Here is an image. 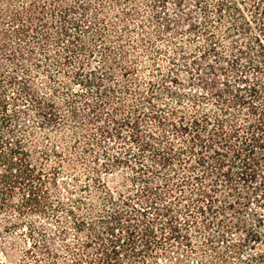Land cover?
<instances>
[{
    "label": "trees",
    "instance_id": "16d2710c",
    "mask_svg": "<svg viewBox=\"0 0 264 264\" xmlns=\"http://www.w3.org/2000/svg\"><path fill=\"white\" fill-rule=\"evenodd\" d=\"M2 216L20 264H264V0H0Z\"/></svg>",
    "mask_w": 264,
    "mask_h": 264
},
{
    "label": "rangeland",
    "instance_id": "374dc122",
    "mask_svg": "<svg viewBox=\"0 0 264 264\" xmlns=\"http://www.w3.org/2000/svg\"><path fill=\"white\" fill-rule=\"evenodd\" d=\"M60 134L56 136V139L53 141H56V143H60ZM37 139V138H36ZM35 139V140H36ZM47 144L46 138H43L40 136L36 142L30 144V149L33 154L34 162L37 165H40L41 160H43L41 155V150L44 148V145ZM57 157H52V159L46 164V169L53 167V165L56 164ZM44 161V160H43ZM41 167V166H38ZM62 176V175H61ZM2 221L0 222V264H20L21 262H24V251L28 246L27 243V237L25 236V232L28 231L27 227L24 231L21 232V230H16L14 226L10 225V222L12 219H9L7 222L5 219V216H2ZM25 224H27V219H25ZM11 226V227H10ZM11 241H17L19 242V245H17V251H15V254L5 257V255L2 253V250L5 249V246L10 245Z\"/></svg>",
    "mask_w": 264,
    "mask_h": 264
}]
</instances>
